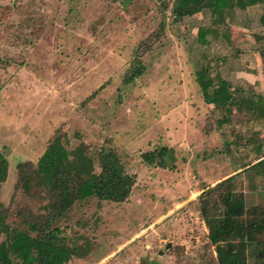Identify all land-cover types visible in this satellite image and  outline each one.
<instances>
[{"label": "rangeland", "instance_id": "374dc122", "mask_svg": "<svg viewBox=\"0 0 264 264\" xmlns=\"http://www.w3.org/2000/svg\"><path fill=\"white\" fill-rule=\"evenodd\" d=\"M171 3L0 0L6 224L25 230L19 212L44 214L45 199L14 189L15 167L35 163L54 133L69 148L83 143L95 171L98 151L111 149L135 177L125 202L74 203L52 223L80 256L67 264H216L197 196L244 166L232 180L244 199L243 219L255 220L251 208L264 211V166L251 167L264 157V0L221 3L177 24ZM139 46L144 71L122 84ZM202 65L253 103L242 98L223 110L214 104L223 95L215 82L203 86L202 97L194 82ZM159 147L168 150L164 168L142 160ZM205 215L222 222L217 198L206 201ZM256 222L264 225V215Z\"/></svg>", "mask_w": 264, "mask_h": 264}, {"label": "trees", "instance_id": "16d2710c", "mask_svg": "<svg viewBox=\"0 0 264 264\" xmlns=\"http://www.w3.org/2000/svg\"><path fill=\"white\" fill-rule=\"evenodd\" d=\"M261 1L172 0L170 19L177 24L183 18L191 17L204 9L217 8L221 3L250 6ZM161 28L163 27L159 26L160 31ZM201 34L205 35L203 32ZM202 42L205 43L204 40ZM140 55L139 46L133 51L132 60L122 77V84H130L143 73ZM218 79V76L209 74L205 65L194 72V82L202 97H205L203 86L209 82H215L216 89L223 91V95L214 100V104L223 110H228L229 102L239 106L243 101L249 106L253 103L251 96L236 97L229 82ZM226 117L218 123H224ZM167 152L166 147H159L144 153L142 160L148 165L164 168ZM96 165L97 171L94 170L93 160L83 143L69 148L65 135L58 132L48 139L44 151L35 163L20 162L16 165L14 189L20 190L27 198L45 199L46 203L42 206L44 214L33 215L27 210L17 214L25 230L10 228L6 224V209L0 204V236L3 237L0 240V264H67L73 257L78 258L76 248L65 244L60 230L52 228V223L74 203L90 199H95L98 203H123L128 199L135 183V177L127 173L111 149L98 151ZM256 166H264V157L251 167ZM241 169L211 187L204 186L197 196L199 215L207 231L208 243L214 248L216 264H249L248 260L251 258L264 261V237L261 240L255 239L256 234H264V225L256 222V217L264 215V211L260 207L251 208L249 214L255 220H244L243 196L233 190V178L247 168L244 166ZM6 177L7 161L0 152V184L5 182ZM211 197L217 198L223 206L222 222H215L214 218L205 215L206 201Z\"/></svg>", "mask_w": 264, "mask_h": 264}, {"label": "water", "instance_id": "95a60500", "mask_svg": "<svg viewBox=\"0 0 264 264\" xmlns=\"http://www.w3.org/2000/svg\"><path fill=\"white\" fill-rule=\"evenodd\" d=\"M166 246H168V244Z\"/></svg>", "mask_w": 264, "mask_h": 264}]
</instances>
